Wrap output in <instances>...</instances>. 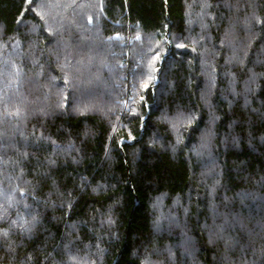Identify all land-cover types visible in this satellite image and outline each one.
Instances as JSON below:
<instances>
[{"label": "trees", "instance_id": "trees-1", "mask_svg": "<svg viewBox=\"0 0 264 264\" xmlns=\"http://www.w3.org/2000/svg\"><path fill=\"white\" fill-rule=\"evenodd\" d=\"M117 257L264 264V0H0V264Z\"/></svg>", "mask_w": 264, "mask_h": 264}, {"label": "water", "instance_id": "water-1", "mask_svg": "<svg viewBox=\"0 0 264 264\" xmlns=\"http://www.w3.org/2000/svg\"><path fill=\"white\" fill-rule=\"evenodd\" d=\"M166 40H167V42H168L169 47H168V51L165 53V55L163 56V58H162V60H161V65H160V67L157 68V70H156V80H157V81H159V79H160V71H161V68H162L163 62L165 61L166 56L169 54V52H170V50H171V45H170V42H169V28L166 29ZM144 99L146 100V99H147V96H145ZM141 137H142V134H140V136L137 137L136 139L131 140V141H128V142H129V143H133V142H135V141H138ZM120 146H121V149H122L123 154H124V156H125V159H127V158H126L125 151H124V149H123V143H121ZM126 164H127V162H126ZM129 177H130V176H129ZM117 260H118V257H117V259L115 260V262H114L113 264H116Z\"/></svg>", "mask_w": 264, "mask_h": 264}]
</instances>
